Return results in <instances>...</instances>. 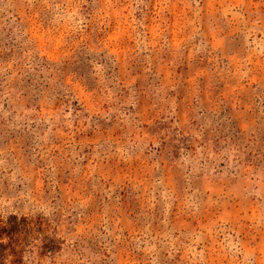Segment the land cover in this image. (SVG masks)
<instances>
[{"label":"clouds","instance_id":"1","mask_svg":"<svg viewBox=\"0 0 264 264\" xmlns=\"http://www.w3.org/2000/svg\"><path fill=\"white\" fill-rule=\"evenodd\" d=\"M0 264H264V0H0Z\"/></svg>","mask_w":264,"mask_h":264}]
</instances>
